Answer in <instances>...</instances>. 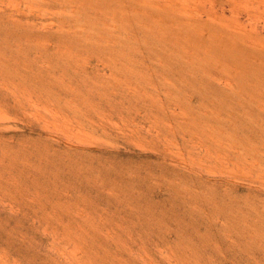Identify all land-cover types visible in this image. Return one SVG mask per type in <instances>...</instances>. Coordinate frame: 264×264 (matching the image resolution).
Listing matches in <instances>:
<instances>
[{
  "label": "rangeland",
  "instance_id": "rangeland-1",
  "mask_svg": "<svg viewBox=\"0 0 264 264\" xmlns=\"http://www.w3.org/2000/svg\"><path fill=\"white\" fill-rule=\"evenodd\" d=\"M0 264H264V0H0Z\"/></svg>",
  "mask_w": 264,
  "mask_h": 264
},
{
  "label": "bare ground",
  "instance_id": "bare-ground-1",
  "mask_svg": "<svg viewBox=\"0 0 264 264\" xmlns=\"http://www.w3.org/2000/svg\"><path fill=\"white\" fill-rule=\"evenodd\" d=\"M197 13V12H196ZM193 14H195V13H193ZM198 15V14H197ZM200 17V16H199ZM193 18L195 19V18H197L196 16H193ZM195 22H196V20H195ZM198 24V23H197ZM200 25H202V24H200ZM199 25V26H200ZM214 27V26H213ZM227 27V26H226ZM210 28V27H209ZM215 28V27H214ZM214 30V29H213ZM215 31V30H214Z\"/></svg>",
  "mask_w": 264,
  "mask_h": 264
}]
</instances>
